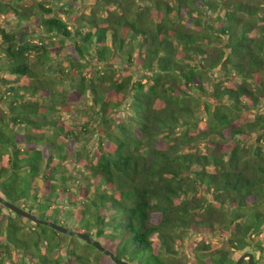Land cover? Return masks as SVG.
<instances>
[{
	"label": "trees",
	"instance_id": "trees-1",
	"mask_svg": "<svg viewBox=\"0 0 264 264\" xmlns=\"http://www.w3.org/2000/svg\"><path fill=\"white\" fill-rule=\"evenodd\" d=\"M0 17L37 33L0 26V196L41 221L0 203V264L247 247L264 264V0H0Z\"/></svg>",
	"mask_w": 264,
	"mask_h": 264
},
{
	"label": "rangeland",
	"instance_id": "rangeland-1",
	"mask_svg": "<svg viewBox=\"0 0 264 264\" xmlns=\"http://www.w3.org/2000/svg\"><path fill=\"white\" fill-rule=\"evenodd\" d=\"M56 15L62 17L63 19H66V14L62 10L59 12H56ZM0 26L5 27L8 30L16 29L18 31V37L21 40L25 38V36H30V35L32 36V37L30 36V38H33V39L37 38V33H35V31H33V28L27 23H24L22 26L16 27L15 25H12L10 23H4V18L0 17ZM62 120H68V117L65 116L62 118ZM200 240H202L201 236L194 235L193 233H186L183 236V238L181 240H178V242H176L175 244V249L176 251H178L177 258L184 260L186 256L185 254L186 253L189 254L191 252L189 247L194 245L196 242ZM246 251L251 252L253 254V251L251 250V248L247 247L244 250L237 251L236 255L239 256L240 254Z\"/></svg>",
	"mask_w": 264,
	"mask_h": 264
},
{
	"label": "water",
	"instance_id": "water-1",
	"mask_svg": "<svg viewBox=\"0 0 264 264\" xmlns=\"http://www.w3.org/2000/svg\"><path fill=\"white\" fill-rule=\"evenodd\" d=\"M0 203H2L3 205H5L7 208H9L10 210H12L13 212L23 216V217H26L28 219H31L33 220L34 222H38V223H41L40 220H38L36 218V216L30 212H28L26 209L24 208H21L7 200H5L3 197L0 196ZM50 226H52L53 228L61 231V232H67V230L63 227H61L60 225H57V224H53V223H49ZM79 236L81 238H83L86 242L94 245L96 248H98L99 250H103L104 248L102 247V245L98 242V241H93L90 239L89 236H87L86 234H79ZM106 253L108 255H110L113 259H114V256L112 253H110L109 251H106ZM248 261L249 264H257L255 261H254V257H253V254L251 252H244L242 254L239 255V257L237 258L235 264H242V262L244 260Z\"/></svg>",
	"mask_w": 264,
	"mask_h": 264
}]
</instances>
